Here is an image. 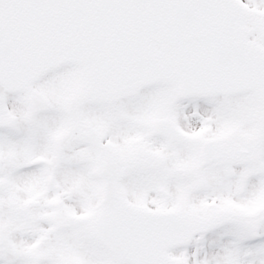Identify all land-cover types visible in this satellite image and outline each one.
I'll return each mask as SVG.
<instances>
[{
	"label": "snow or ice",
	"instance_id": "6c2138e0",
	"mask_svg": "<svg viewBox=\"0 0 264 264\" xmlns=\"http://www.w3.org/2000/svg\"><path fill=\"white\" fill-rule=\"evenodd\" d=\"M0 264H264V0H0Z\"/></svg>",
	"mask_w": 264,
	"mask_h": 264
}]
</instances>
